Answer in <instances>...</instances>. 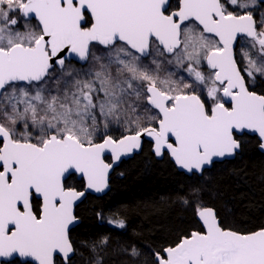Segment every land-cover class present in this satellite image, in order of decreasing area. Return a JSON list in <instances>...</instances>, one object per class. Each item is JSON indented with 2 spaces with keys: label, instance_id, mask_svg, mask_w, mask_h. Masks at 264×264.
<instances>
[{
  "label": "snow or ice",
  "instance_id": "1",
  "mask_svg": "<svg viewBox=\"0 0 264 264\" xmlns=\"http://www.w3.org/2000/svg\"><path fill=\"white\" fill-rule=\"evenodd\" d=\"M246 137L264 150V0H0V264H264V221L226 227L199 184L174 194L197 228L165 246L73 236L145 143L196 180Z\"/></svg>",
  "mask_w": 264,
  "mask_h": 264
},
{
  "label": "trees",
  "instance_id": "2",
  "mask_svg": "<svg viewBox=\"0 0 264 264\" xmlns=\"http://www.w3.org/2000/svg\"><path fill=\"white\" fill-rule=\"evenodd\" d=\"M245 141L241 155L216 162L203 179L196 180L178 171L168 157L155 158L145 143L138 154L114 169L107 193L88 194L78 204L80 220L74 238L107 235L114 241L165 246L198 226L194 208L174 202V194L181 186L187 191L194 184L203 187L204 202L218 209L226 227H256L264 221V152L251 138L246 137ZM117 208L123 211L120 218L126 222L124 229L107 223L109 210ZM101 211L103 219L96 215ZM88 255L85 250L82 257H77V264H87ZM105 264H127V259L109 253Z\"/></svg>",
  "mask_w": 264,
  "mask_h": 264
},
{
  "label": "water",
  "instance_id": "3",
  "mask_svg": "<svg viewBox=\"0 0 264 264\" xmlns=\"http://www.w3.org/2000/svg\"><path fill=\"white\" fill-rule=\"evenodd\" d=\"M259 150L262 151V152H264V150H261V149H259ZM139 151H140V150H139ZM139 151L134 152L132 155H130V156H128V157H122V158H121V161L117 162V163L114 165L113 169H112V170L110 171V173H109V182H110V176H111L112 172L114 171V169H116V168L119 166V164H120L123 160H128V159L132 158V156H133L134 154L139 153ZM156 158H157V157H156ZM231 159H233V158H228L227 160H231ZM220 161H221V160H217L216 162H220ZM175 168H176L178 171L184 173L183 170L178 169L176 166H175ZM109 189H110V183H109L108 188L105 189L103 192H100V193H97V192H95V191H93V190H88L87 193H86V195H85V197H86L88 194H89V195H94V196H101V195H104L105 193H107V192L109 191ZM85 197L82 198V201L85 199ZM82 201L78 202V204L81 203Z\"/></svg>",
  "mask_w": 264,
  "mask_h": 264
},
{
  "label": "bare ground",
  "instance_id": "4",
  "mask_svg": "<svg viewBox=\"0 0 264 264\" xmlns=\"http://www.w3.org/2000/svg\"><path fill=\"white\" fill-rule=\"evenodd\" d=\"M140 151H141V150H140ZM140 151H139V152H140ZM151 152H152V151H151ZM261 152H262V151H261ZM137 154H138V153H137ZM152 154H153V153H152ZM134 155H135V154H134ZM132 157H133V156H132ZM154 157H155V156H154ZM155 158H156V157H155ZM157 159H161V158H157ZM170 161H171V160H170ZM171 162H172V161H171ZM172 163H173V162H172ZM173 164H174V163H173ZM174 166H175V165H174Z\"/></svg>",
  "mask_w": 264,
  "mask_h": 264
},
{
  "label": "flooded vegetation",
  "instance_id": "5",
  "mask_svg": "<svg viewBox=\"0 0 264 264\" xmlns=\"http://www.w3.org/2000/svg\"><path fill=\"white\" fill-rule=\"evenodd\" d=\"M150 150H151V148H150ZM162 159V158H161ZM169 159V158H168ZM170 160V159H169Z\"/></svg>",
  "mask_w": 264,
  "mask_h": 264
}]
</instances>
